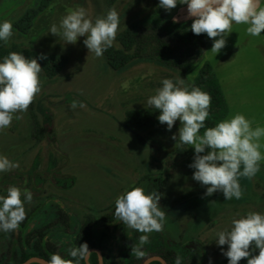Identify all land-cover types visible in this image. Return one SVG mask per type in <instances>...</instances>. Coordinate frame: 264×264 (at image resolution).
<instances>
[{
	"label": "rangeland",
	"instance_id": "rangeland-1",
	"mask_svg": "<svg viewBox=\"0 0 264 264\" xmlns=\"http://www.w3.org/2000/svg\"><path fill=\"white\" fill-rule=\"evenodd\" d=\"M158 4L159 0H118L112 6L106 0H0V23L13 24L5 47L27 58L65 57L55 76L42 70L41 92L27 112L17 113L22 119L0 131V155L19 165L0 173V195H6L9 186L29 189L33 198L25 201L26 218L18 229L24 227L25 233L44 229L65 259H72L69 249L81 226L93 223L94 239L105 247L110 264H132L137 258L131 254L134 245L144 256L171 248L182 264H224L227 245H217V233L230 229L233 219L249 211L264 214V161L253 178L239 179L240 199L225 200L222 192L205 196L206 186L192 178L195 169L189 167L194 148L172 139L180 122L169 131L159 123V111L147 105L165 78L181 77L192 86L204 58L186 72L147 59L114 70L104 54L88 52L86 37L66 44L50 34L51 25H59L70 8L84 7L93 20L115 8L120 26L112 47L120 49V34L153 11L169 19L176 15V9L166 12ZM28 10L35 12L34 19L20 31L16 23ZM249 72L240 84L246 88L240 109L253 128L264 127V65ZM73 101L85 107L74 109ZM142 113L155 115L143 126H126L129 117ZM132 187L162 194L159 203L166 211L163 230L148 234L143 245L139 242L143 233L127 228L114 215L116 198ZM11 241L9 232L0 231V263L6 260ZM258 253L259 249L253 251Z\"/></svg>",
	"mask_w": 264,
	"mask_h": 264
},
{
	"label": "clouds",
	"instance_id": "clouds-1",
	"mask_svg": "<svg viewBox=\"0 0 264 264\" xmlns=\"http://www.w3.org/2000/svg\"><path fill=\"white\" fill-rule=\"evenodd\" d=\"M186 5L185 19H191L194 35L206 34L213 40L211 52L219 54L226 47L227 37L233 32V25H247L246 33L259 37L264 33V6L261 0H159L158 7L171 12L177 5ZM173 23L179 21L172 18ZM120 17L115 8L94 20L84 7L68 9L59 25L53 24L50 34L62 37L66 44H76L80 37H86L83 44L96 57L103 56L111 48L119 31ZM13 35V24L9 20L0 23V41L5 44ZM39 59H46L41 55ZM43 68L37 58H27L19 52H10L0 62V131L9 128L14 119H22L17 113L27 112L35 97L42 90L40 73ZM162 87L147 100V105L159 111L160 124L170 131L180 122L178 134L172 139L181 145H190L195 150L194 160L189 165L195 169L192 178L206 186L205 196L222 192L225 200L240 199L243 195L239 179L253 178L264 161V127H252L253 121L241 113L220 121L214 127H205L211 107V95L201 88L189 86L181 77L176 81L165 78ZM72 108L85 107L73 101ZM176 143V144H177ZM209 149L207 154L205 150ZM19 167L7 156L0 155V173ZM242 169V170H241ZM160 193L146 192L142 187H132L115 200L116 221L139 236L140 245L148 242V234L163 230L166 211L160 206ZM32 192L17 186H9L6 195H0V231L10 232L19 228L26 218L25 201L31 203ZM218 246L227 245L223 255L228 264H264V214L249 211L246 215L231 221L230 229L217 233ZM259 249L258 255L253 251ZM93 252L85 242L69 249V256L51 254L47 264H80L87 261ZM131 254L144 257L140 247L134 245ZM98 255V254H97ZM176 264H181L177 257Z\"/></svg>",
	"mask_w": 264,
	"mask_h": 264
},
{
	"label": "trees",
	"instance_id": "trees-1",
	"mask_svg": "<svg viewBox=\"0 0 264 264\" xmlns=\"http://www.w3.org/2000/svg\"><path fill=\"white\" fill-rule=\"evenodd\" d=\"M117 1L106 0L108 6L114 5ZM34 16L35 12L28 10L16 23L17 29L20 31L27 30L31 26ZM190 28L191 23H173L172 19L156 10L120 34V49L108 48L104 55L108 65L114 70L124 68L133 60L147 59L186 72L194 62L203 56L209 47L207 35H194ZM13 51L16 50L5 47L3 41H0V62ZM44 56H46V59H39V56L38 62L45 74L53 77L65 63V57L62 55ZM192 86L201 88L202 91L209 93L212 98L209 117L205 122V127L200 130L202 135L206 128L214 127L224 120L228 113V105L211 64L205 63L202 65ZM154 115V113L135 114L129 117L126 126L128 128L143 126L145 121L152 120ZM60 216L63 217L62 214ZM23 228L9 232L12 239L11 247L6 260L0 264H21L31 257H40L48 261L51 254H59V246L47 237L44 229H35L25 233ZM17 231L19 232L17 233ZM94 235V224L84 223L73 239V247H79L86 242L89 249H100L104 264H110L105 247L95 241ZM154 255L161 256L167 264H176V259L179 257L173 249L166 248L163 251L150 253L142 258H133L132 264H142L146 258ZM88 260L90 264H99L98 255L95 252ZM80 264H86V261H81ZM150 264L161 263L153 261ZM224 264H228V261Z\"/></svg>",
	"mask_w": 264,
	"mask_h": 264
},
{
	"label": "crops",
	"instance_id": "crops-1",
	"mask_svg": "<svg viewBox=\"0 0 264 264\" xmlns=\"http://www.w3.org/2000/svg\"><path fill=\"white\" fill-rule=\"evenodd\" d=\"M261 4L264 6V0H261ZM186 8V5L179 4L175 8L174 16L179 18V23H192L191 19H185ZM246 28L247 25L234 24L233 32L227 37L226 47L216 56L210 51L213 40L209 39V47L200 58H204V64L209 63L216 70L215 75L229 107L227 117L236 113L245 116V111L240 109V105L246 88L240 84L244 82V76L249 75L252 68L264 65V33L259 37H253L246 33ZM261 143H264V140Z\"/></svg>",
	"mask_w": 264,
	"mask_h": 264
},
{
	"label": "water",
	"instance_id": "water-1",
	"mask_svg": "<svg viewBox=\"0 0 264 264\" xmlns=\"http://www.w3.org/2000/svg\"><path fill=\"white\" fill-rule=\"evenodd\" d=\"M91 252H95L96 254H98V261L99 264H104V260H103V256H102V252L100 249L97 248H91L90 249ZM153 261H158L161 264H167V262L161 257V256H149L148 258H146L142 264H150ZM47 260L44 258H40V257H31L29 259H27L26 261H24L21 264H31V263H40V264H47ZM86 264H90L89 260L86 261Z\"/></svg>",
	"mask_w": 264,
	"mask_h": 264
}]
</instances>
